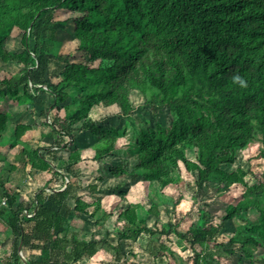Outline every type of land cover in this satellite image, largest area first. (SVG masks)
<instances>
[{
	"label": "trees",
	"instance_id": "obj_1",
	"mask_svg": "<svg viewBox=\"0 0 264 264\" xmlns=\"http://www.w3.org/2000/svg\"><path fill=\"white\" fill-rule=\"evenodd\" d=\"M68 40L79 43L87 61L60 55ZM54 58L65 66L52 75ZM0 60L21 67L0 80V109L12 101L35 116L40 96L52 99L40 113L42 123H13L12 113L0 110V225L25 257L15 249L0 256V264H86L102 249L120 256L122 242L145 236L152 264H220L212 243L229 221L252 209L258 221L237 228L227 252L240 249L253 260L249 249L264 248V176L250 185L240 168L225 169L255 141L264 158V0H0ZM236 74L246 86L233 80ZM137 94L150 118L132 115ZM112 107L125 118L118 128L94 118L97 109ZM53 109L57 115L51 118ZM166 109L170 117H164ZM76 132L91 136L92 160L102 165L82 189L93 203L76 195L77 168L88 149L73 150L64 172L53 164L55 150L74 144ZM45 137L53 143L41 145ZM111 157L118 162L105 163ZM181 166L193 176L196 193L176 197L170 190L178 186ZM45 174L52 178L26 203L28 182L41 183ZM109 176L126 180L109 189L116 202L126 201L132 190L140 193L128 181L145 182L153 191L148 206L128 203L119 213L117 245L107 237L96 240L83 227L103 226L112 216L100 196ZM230 184L244 190L237 204L220 214L215 203H205L188 230H179L186 219L179 209L183 201L196 205L204 191L213 198ZM172 235L191 252L189 261L172 249Z\"/></svg>",
	"mask_w": 264,
	"mask_h": 264
},
{
	"label": "rangeland",
	"instance_id": "obj_2",
	"mask_svg": "<svg viewBox=\"0 0 264 264\" xmlns=\"http://www.w3.org/2000/svg\"><path fill=\"white\" fill-rule=\"evenodd\" d=\"M79 43L76 40H68L63 44L60 49V55H70L72 56V62L80 63L87 61V56L83 54L81 51L78 50ZM95 66L98 65V62L94 63ZM65 65L59 59H52L51 60V68L50 73L52 75L57 74ZM21 69L20 66L15 64L14 62H10L8 64H4L0 60V80L10 78L13 74L18 72ZM46 99L48 103L52 101V99L46 95L40 96L41 106L38 108L35 116H31L30 113L24 110V106L21 108L14 102L9 101L5 102L0 110L2 111H9L12 113L11 121L13 123H32L34 118L38 119L39 123L45 121L44 117L40 116V113L47 109L48 103H46ZM144 98L137 94L133 97V104L135 107V112L132 113L133 116L137 117H146L150 118L148 108H144L145 105ZM142 110V111H141ZM57 115V110L53 109L50 112V117L53 118ZM48 115L46 116V120L50 119ZM164 117H170V113L168 109L164 111ZM94 118L96 120L103 121L104 125L106 126H114L120 127L123 125L124 119L123 116L119 115V111L117 108H108V109H97L94 113ZM164 120V119H162ZM50 121V120H49ZM41 132L45 135L50 133V128L46 126H41ZM37 132V130H36ZM41 134L37 132V136ZM27 140L32 139L33 133L28 134ZM75 143L70 145L67 149L63 150H55V155L57 157V162L53 161V164L56 165L59 171L64 172V167L66 163L69 162V155L75 149H88L82 153L83 161L78 166V171H80L81 176L76 182H79L81 185V190H78L77 197L82 198L84 201L88 203H93L95 201L94 198L91 197L90 193L82 190L85 189L86 186L94 180L95 177L99 175V168L102 165H99L96 162H93V155L94 153L92 150L89 149L92 139L91 136L85 133L76 132L74 134ZM36 139L34 141L36 142ZM70 139H66L65 142L69 143ZM52 144L53 140L49 139L48 137L42 138L41 145L45 146L48 144ZM37 142L35 143V145ZM262 146L260 142H253L250 144L245 150H241L237 154V160L234 166L232 167H225L228 171L229 169H237L240 168L246 173L245 181H247L250 185H253L257 181H260L264 176V158L260 155V150ZM20 151V147H17L12 152L9 153V161L13 162L14 157ZM189 158L194 160V154L189 152ZM52 159V158H51ZM108 160L105 162L110 165H114L118 162L115 158H107ZM52 176L45 174L40 179L42 182H38L36 180L29 181L30 188H27L25 192H23V197L26 203L30 202L31 198L37 194V190L40 187H43L46 181L51 179ZM178 181V186L172 188L170 193L174 196H178L180 192L185 190H189L191 194L196 193L195 181L192 175H190L183 166H181V174L176 176ZM125 179L123 178H114V177H107L105 182L102 183V194H100L101 199L103 202V207L107 212H111L112 216L106 221L103 226H95V225H86L83 226L84 223L80 220L76 221V226L79 228L85 227L89 233L95 235V239L99 240L101 238L107 237L109 242L113 245L119 244V231L121 229V225L118 222L117 218L119 213L128 206V203H134L136 206L137 204H141V201H145V205H149L148 199L151 198V193L153 192L149 185L145 182L139 181L136 184H133L131 181L126 182V185L129 186V189H139L140 193L134 192L133 190L127 195L126 201L116 202V199L109 189H114L117 187L118 184H121ZM126 181V180H125ZM68 182V181H67ZM60 186V183L57 184V187ZM79 189V188H76ZM134 192V193H133ZM244 190L241 186H232L231 184L223 188L221 191L216 192L213 198L207 197L206 192L204 191L201 196L199 195L197 199V204L194 205L188 201H183L179 209L183 211L186 215V219L182 223L180 227L181 232H185L198 219V210L199 208L202 209L205 206V203H215L214 204V212H219L220 214L223 212L226 205H235L242 199V194ZM106 199V201L104 200ZM70 206L73 208L74 201H70ZM259 214L252 210L242 212L240 215H237L234 220L229 221L224 226V231L222 235H220L217 241L213 244L212 248L215 251L221 253L222 258L220 259V264H264V248H250L249 251L253 254V260H248L245 256L243 250L237 249L234 254H229L227 252L228 249H231L233 246L230 242V239L234 236V232L237 228L245 227L246 224L249 222L256 223L258 221ZM96 219L90 220L91 224H93ZM154 218H150L148 222L149 227L154 226ZM171 240L173 244L171 245L172 249L180 254L186 261L191 259V252L188 250L186 245L178 241L177 238L172 235ZM148 237L141 238L137 243H129V242H122V249L123 253L118 256L114 255L113 253H109L106 250H100L99 253L92 258L86 264H152L151 258L145 252V246L147 245ZM220 244H224L223 247H220ZM8 251H13L15 249L19 250L20 245L16 244L13 240H8L5 242L4 246ZM130 252L134 253L137 258L129 257L128 255ZM128 256V257H127Z\"/></svg>",
	"mask_w": 264,
	"mask_h": 264
},
{
	"label": "crops",
	"instance_id": "obj_3",
	"mask_svg": "<svg viewBox=\"0 0 264 264\" xmlns=\"http://www.w3.org/2000/svg\"><path fill=\"white\" fill-rule=\"evenodd\" d=\"M31 181H34V180H31ZM4 228H5L4 226L0 225V256H3V254L6 256H9L13 251H8L4 246H5V242H7L8 240L12 241L13 238H12L10 231L5 230ZM1 232H3L4 234H2ZM18 253L25 260L23 252L21 251V253H20L18 251Z\"/></svg>",
	"mask_w": 264,
	"mask_h": 264
},
{
	"label": "clouds",
	"instance_id": "obj_4",
	"mask_svg": "<svg viewBox=\"0 0 264 264\" xmlns=\"http://www.w3.org/2000/svg\"><path fill=\"white\" fill-rule=\"evenodd\" d=\"M233 80L238 82L241 86H246V81L245 79L239 75V74H236L234 77H233Z\"/></svg>",
	"mask_w": 264,
	"mask_h": 264
},
{
	"label": "water",
	"instance_id": "obj_5",
	"mask_svg": "<svg viewBox=\"0 0 264 264\" xmlns=\"http://www.w3.org/2000/svg\"><path fill=\"white\" fill-rule=\"evenodd\" d=\"M20 253H21V251H22V245H20V247H19V250H18Z\"/></svg>",
	"mask_w": 264,
	"mask_h": 264
},
{
	"label": "built area",
	"instance_id": "obj_6",
	"mask_svg": "<svg viewBox=\"0 0 264 264\" xmlns=\"http://www.w3.org/2000/svg\"><path fill=\"white\" fill-rule=\"evenodd\" d=\"M27 216H28V217H31V215H30V214H28Z\"/></svg>",
	"mask_w": 264,
	"mask_h": 264
}]
</instances>
